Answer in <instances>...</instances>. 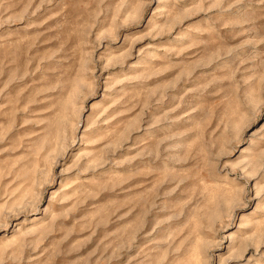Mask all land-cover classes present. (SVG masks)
Here are the masks:
<instances>
[{
	"label": "rangeland",
	"instance_id": "obj_1",
	"mask_svg": "<svg viewBox=\"0 0 264 264\" xmlns=\"http://www.w3.org/2000/svg\"><path fill=\"white\" fill-rule=\"evenodd\" d=\"M0 264H264V0H0Z\"/></svg>",
	"mask_w": 264,
	"mask_h": 264
}]
</instances>
